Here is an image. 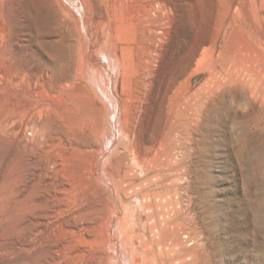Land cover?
Returning a JSON list of instances; mask_svg holds the SVG:
<instances>
[{
  "label": "rangeland",
  "instance_id": "374dc122",
  "mask_svg": "<svg viewBox=\"0 0 264 264\" xmlns=\"http://www.w3.org/2000/svg\"><path fill=\"white\" fill-rule=\"evenodd\" d=\"M26 1L0 0V264H264V0ZM174 151L164 240L125 188Z\"/></svg>",
  "mask_w": 264,
  "mask_h": 264
},
{
  "label": "bare ground",
  "instance_id": "6f19581e",
  "mask_svg": "<svg viewBox=\"0 0 264 264\" xmlns=\"http://www.w3.org/2000/svg\"><path fill=\"white\" fill-rule=\"evenodd\" d=\"M87 0H85L86 2ZM88 3V2H87ZM90 3V2H89ZM25 4L27 6L31 7V12H33V15L35 17H38L40 19L45 20V13H46V9L45 6L42 2H40L39 0H27L25 2ZM27 9V7H26ZM29 9V8H28ZM30 10V9H29ZM32 15V16H33ZM91 19V18H90ZM72 103V102H71ZM48 105V104H47ZM46 107V106H45ZM50 107V106H49ZM47 108V107H46ZM54 109V108H53ZM72 109V111H75L76 113H79L78 123L83 122V119H85V117H88L89 113H88V109L84 108L83 106L81 107V105L79 103H73V105L69 108ZM113 111V110H112ZM65 113V112H64ZM59 116V115H58ZM117 117V116H116ZM46 118V120H43V122H47L48 120H51L52 123L56 120L57 118ZM54 122V123H55ZM63 122V121H62ZM77 122L75 124H77ZM115 122V121H114ZM113 122V123H114ZM73 123V122H72ZM56 124V123H55ZM58 124V123H57ZM116 125V124H114ZM113 126V125H112ZM114 127V126H113ZM118 127V126H117ZM73 135V134H72ZM183 135V134H182ZM166 136V134H165ZM67 139L69 142H71L73 140V137L71 135H67ZM57 138V137H56ZM185 138V137H184ZM114 139V138H113ZM52 141V140H51ZM50 141V142H51ZM67 141V142H68ZM166 141V140H165ZM181 141V140H180ZM113 142V140H112ZM115 142V141H114ZM53 143V141L51 142ZM76 143V142H75ZM167 144V143H166ZM164 144V145H166ZM49 145V144H48ZM52 145V144H51ZM178 148V147H177ZM176 150V149H175ZM180 150V149H179ZM46 151V149H45ZM183 151V150H182ZM168 152V151H167ZM170 152V151H169ZM168 152V153H169ZM157 153V152H156ZM184 154V153H183ZM180 154V155H183ZM157 156V155H155ZM141 157V156H140ZM147 159V157H146ZM180 158L178 157V153L177 152H173L170 155L167 154V157L163 158V160L161 161V163L154 165V171L152 173H150L151 175H146L148 177L144 178L143 180L139 181L138 184H135L134 186L130 187L127 186L128 190V194H132V192L137 189V191H139V195H141L142 198H147L150 199L153 207H156L159 209V212L157 214V222L161 223L162 222V227L160 229H150L151 232H155V233H159L161 238L164 240H167L169 238L178 240V236L176 235L175 231H174V226L168 225L169 221L171 220L172 216H170L169 214H167L168 211H176L178 212L179 207H180V198L178 197V195L176 194V192H172V186L174 184V180L175 178H178L181 176V172L179 171L181 168V164L180 163ZM145 160V159H144ZM182 160V159H181ZM157 161V160H156ZM159 161V160H158ZM150 162V161H149ZM156 163V162H155ZM145 164V163H144ZM148 165V163H147ZM147 167V166H146ZM151 168V167H150ZM97 169V168H96ZM149 170V169H148ZM152 171V170H151ZM149 173V172H148ZM147 173V174H148ZM119 175V174H117ZM145 176V175H144ZM96 177V176H95ZM100 178V177H99ZM98 179V177H97ZM98 181V180H97ZM99 181H101V179H99ZM96 182V181H94ZM98 184V182H97ZM101 185V184H100ZM99 185V186H100ZM85 186V185H84ZM97 191V199L101 200V198H103L102 196H104L101 192V190L97 189V187H94ZM176 188V187H175ZM122 189V188H121ZM103 191V190H102ZM127 192V191H126ZM172 192V193H171ZM138 194V193H137ZM85 195V194H84ZM106 195V194H105ZM134 195V194H133ZM132 195V196H133ZM87 197V196H86ZM83 198H81L80 200H82ZM107 200V198H106ZM85 204L82 205V210H79V212L81 213H85V212H97L98 210H100L101 208L97 206H93L92 204L96 203L95 202H87L86 200L84 201ZM83 203V201H82ZM107 203V202H106ZM95 205V204H94ZM91 207V208H90ZM104 216L101 214V217ZM110 221V220H109ZM111 222V221H110ZM109 222V223H110ZM112 223V222H111ZM155 237V236H154ZM196 241V240H195ZM114 245V243L112 244ZM116 248V247H115ZM66 249V248H65ZM80 250V249H78ZM83 250V249H82ZM116 250V249H115ZM65 252V251H64ZM79 252L77 251V253H73L77 256ZM84 254H86L85 252H83ZM82 253V254H83ZM67 254V253H66ZM69 254V253H68ZM80 254V253H79ZM87 255V254H86ZM90 255V254H89ZM81 256V255H80ZM60 257V256H59ZM62 257V256H61ZM70 257V256H69ZM75 257V256H74ZM84 258V256H82ZM93 257V256H91ZM96 258V257H95ZM89 259V258H88ZM64 260V259H63ZM86 260V259H84ZM103 260V259H102ZM68 261V260H67ZM101 261V260H100ZM55 262V261H54ZM58 262V261H56ZM61 262V261H60ZM49 263V262H48ZM59 263V262H58ZM92 263V262H91ZM90 263V264H91ZM95 263L98 264V261H95ZM100 263V262H99ZM104 263V262H103ZM38 264V263H37ZM42 264V263H41ZM51 264H53L51 262ZM61 264V263H60Z\"/></svg>",
  "mask_w": 264,
  "mask_h": 264
}]
</instances>
